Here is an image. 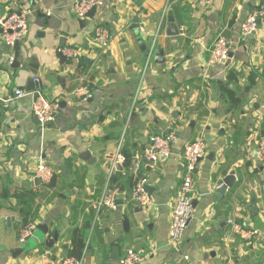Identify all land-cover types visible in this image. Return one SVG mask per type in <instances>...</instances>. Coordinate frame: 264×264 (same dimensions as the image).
<instances>
[{
  "label": "crops",
  "instance_id": "0c3cea01",
  "mask_svg": "<svg viewBox=\"0 0 264 264\" xmlns=\"http://www.w3.org/2000/svg\"><path fill=\"white\" fill-rule=\"evenodd\" d=\"M72 1L0 0V15L30 11L28 32L13 51L0 38V264H62L75 230L84 236L82 264H120L128 249L143 255L139 264H264V165L255 158L264 136V19L239 37L264 0H102L82 20ZM170 17L176 36L167 33ZM99 25L111 35L105 49L93 41ZM218 36L231 42L230 59L208 64ZM64 46L80 55L59 54ZM34 78L42 89L28 88ZM82 86L91 95L86 100L73 95ZM15 89L27 94L15 97ZM38 90L59 103L43 128L30 106ZM170 132L178 141L168 157L155 166L140 158L152 136ZM198 138L206 150L193 215L183 240L169 244L182 152ZM121 150L133 158L127 171L124 160L117 162L108 181L118 190L117 207L97 210ZM85 151L88 160L80 157ZM40 160L53 168L48 182L36 175ZM228 174L233 186L216 195ZM137 176L147 179L149 211L129 200ZM28 200L37 217L21 243L20 208ZM229 218L257 232L243 238Z\"/></svg>",
  "mask_w": 264,
  "mask_h": 264
},
{
  "label": "built area",
  "instance_id": "2783aa9c",
  "mask_svg": "<svg viewBox=\"0 0 264 264\" xmlns=\"http://www.w3.org/2000/svg\"><path fill=\"white\" fill-rule=\"evenodd\" d=\"M196 1L201 5H205L209 2V0ZM34 2L37 3V0H34ZM102 4V0H73L71 8L78 19H85L92 8H98ZM29 12L30 11L27 9H21L19 11L0 15V38L12 51L16 44L20 42L28 32ZM45 13L50 15V12L48 11ZM262 19H264V4L253 7L249 12L248 16L241 24L239 37L244 39L254 33L259 27L258 20ZM110 36L109 30L105 26L99 25L95 28L93 41L98 47L105 49L109 44ZM153 46L154 44L152 43L148 50V55L152 54ZM57 52L71 58H76L80 55V50L78 48L69 46L58 48ZM209 52L208 64H225L230 59L231 42L224 36H218L215 38ZM13 62L14 56L12 54V56L8 58L6 65L11 66ZM34 81H37V79L34 78ZM40 92V90L37 91V95L32 99L30 106L37 123L43 128L53 121L59 103L56 100L48 99L42 92ZM14 93L15 97L18 98L27 94L23 89H15ZM73 95L82 98L83 100H86L91 96L88 88L85 86L75 89ZM177 141L178 137L174 132L154 135L150 138L149 143L140 158L151 166H155L161 158L168 157L171 154L172 146ZM205 150V140L203 138H198L193 142L187 143L182 152L181 162L183 173L181 183L174 196L172 205L170 229L167 238L169 244H178L183 240L187 226L192 218L196 195V175L200 161L205 155ZM255 158L258 164L264 165V136L260 137L258 141ZM123 160V155L118 151L110 165L107 187L109 178L114 172L117 162H122ZM36 175L42 181L48 182L53 175V168L43 160H40L37 165ZM147 186V179L144 176H137L131 186L129 200L144 210L149 211L153 205V200ZM117 195V188H106L95 203V208L97 210H101L102 208L115 209L117 207ZM227 223L236 234L243 238H249L252 234L257 232L256 230H248L234 218H229ZM34 229L35 224L32 222L24 225L19 235V242L22 243L27 237L31 236ZM43 258L46 259V256L43 255ZM184 258L188 259L187 256ZM142 261L143 255L133 249H128L126 254L119 259L120 264H139ZM82 262V258L74 257H66L62 260V264H82Z\"/></svg>",
  "mask_w": 264,
  "mask_h": 264
},
{
  "label": "water",
  "instance_id": "95a60500",
  "mask_svg": "<svg viewBox=\"0 0 264 264\" xmlns=\"http://www.w3.org/2000/svg\"><path fill=\"white\" fill-rule=\"evenodd\" d=\"M95 12H96V8H92V10L87 14V17H92L95 14ZM81 20H80V22H81ZM258 23H260V20H258ZM167 29H168L167 30L168 35L176 36L179 34V29H178L177 25L175 24L174 19L172 17L169 18V25L167 26ZM133 32L137 36V39L140 40V42H141V39H142L141 38V32L138 28V25L134 26ZM146 49H147V46H146V44H144L143 50H146ZM154 53L157 57L161 56L163 54L162 50H156V52H154ZM16 54H18L17 51H16ZM159 59L162 62L164 61L163 58H159ZM13 66H15V65H13ZM31 87H32V89H34V88L42 89L43 84L41 82H39L38 80L37 81L29 80L28 88L31 89ZM36 95H37V93L34 95V97ZM80 157L84 158L85 160H88L89 159L88 152L87 151L83 152ZM117 167L120 168L121 165H117ZM35 181H37V180H35ZM222 181H223V185L218 188L216 195L225 191L226 188H231L233 186V183H234V178L232 175H229V176H225V178ZM38 228L43 229L45 231V227H43L42 225H38ZM49 243H51V240H47V244H49Z\"/></svg>",
  "mask_w": 264,
  "mask_h": 264
},
{
  "label": "trees",
  "instance_id": "16d2710c",
  "mask_svg": "<svg viewBox=\"0 0 264 264\" xmlns=\"http://www.w3.org/2000/svg\"><path fill=\"white\" fill-rule=\"evenodd\" d=\"M122 155L124 156L123 161V167L124 171H127L128 168L131 166L132 158L133 156L131 154H128L126 151L121 150ZM113 177L111 179V182L113 181ZM21 213L23 214V220H22V227L30 222L35 220L37 217V211L36 209H33L29 203V200L27 202H24L20 208ZM84 236L83 233L79 232L78 230H75L73 234V248L69 252V255L67 257H74V258H80L83 253L84 248Z\"/></svg>",
  "mask_w": 264,
  "mask_h": 264
},
{
  "label": "rangeland",
  "instance_id": "374dc122",
  "mask_svg": "<svg viewBox=\"0 0 264 264\" xmlns=\"http://www.w3.org/2000/svg\"><path fill=\"white\" fill-rule=\"evenodd\" d=\"M95 44V43H94ZM96 45V44H95ZM97 46V45H96Z\"/></svg>",
  "mask_w": 264,
  "mask_h": 264
}]
</instances>
